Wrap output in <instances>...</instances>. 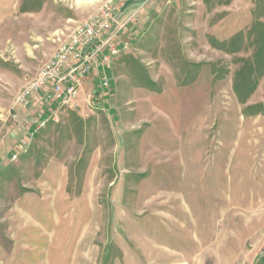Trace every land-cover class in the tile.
Instances as JSON below:
<instances>
[{
    "label": "rangeland",
    "instance_id": "obj_1",
    "mask_svg": "<svg viewBox=\"0 0 264 264\" xmlns=\"http://www.w3.org/2000/svg\"><path fill=\"white\" fill-rule=\"evenodd\" d=\"M103 1L0 0V264H264V0H110L108 85L30 137L55 107L16 96Z\"/></svg>",
    "mask_w": 264,
    "mask_h": 264
},
{
    "label": "built area",
    "instance_id": "obj_2",
    "mask_svg": "<svg viewBox=\"0 0 264 264\" xmlns=\"http://www.w3.org/2000/svg\"><path fill=\"white\" fill-rule=\"evenodd\" d=\"M124 29L126 21H118L114 4L110 0L103 1L98 11L80 23L69 39L58 46L53 57L25 82L16 96L17 103L28 106L35 95L41 93L39 102L55 107L48 116L38 110L30 137L58 108L75 100L77 89L89 71L99 69L101 85H108L105 68L112 57L127 48V43L118 39ZM12 157L15 158V154Z\"/></svg>",
    "mask_w": 264,
    "mask_h": 264
},
{
    "label": "trees",
    "instance_id": "obj_3",
    "mask_svg": "<svg viewBox=\"0 0 264 264\" xmlns=\"http://www.w3.org/2000/svg\"><path fill=\"white\" fill-rule=\"evenodd\" d=\"M132 0H128L127 2H131ZM126 4V3H125Z\"/></svg>",
    "mask_w": 264,
    "mask_h": 264
}]
</instances>
